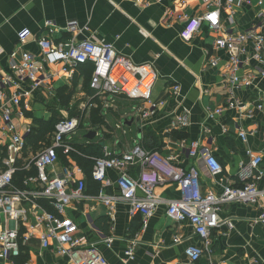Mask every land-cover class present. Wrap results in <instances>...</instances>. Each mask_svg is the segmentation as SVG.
Listing matches in <instances>:
<instances>
[{
  "label": "built area",
  "instance_id": "1",
  "mask_svg": "<svg viewBox=\"0 0 264 264\" xmlns=\"http://www.w3.org/2000/svg\"><path fill=\"white\" fill-rule=\"evenodd\" d=\"M133 1L150 4L152 0ZM202 2V14L180 16L182 28L179 35L183 41L192 42L206 28L215 37L212 46L207 48L206 62L219 69L221 86L227 94L225 105L207 110L208 116L215 118L228 108H246L247 103L237 96L238 91L253 87L258 77H264V8L258 13L257 24L237 29L236 9L251 6L254 0ZM46 26L48 34L38 38L42 58L21 47L8 53V72L0 66V264H17V257L29 254L28 245L33 238H38L43 248L51 247L55 242L57 253L68 256L70 264H110L67 214L73 201L86 197L87 182L83 169L72 163L63 164L57 172L54 168L61 161L60 153L68 157L71 153L81 154L72 135L81 127L85 113L62 117L54 131L35 147L29 141V136L35 132L34 120L27 114L33 111L29 98L36 93L53 94L57 76L73 77L80 64L91 62L90 86L94 93L89 107L101 104L113 108L109 97L122 95L135 102L134 117L147 119L166 104L165 100H152L159 73L153 63L132 62L113 43L77 41L73 37L55 40L52 36L56 26L51 21H47ZM66 29L72 34L80 31L76 22H69ZM31 35L29 29L21 31L18 35L20 45ZM215 51L226 53L228 58L223 60ZM6 53L0 45V61ZM55 66L57 70H53ZM171 89L178 94L181 86L174 84ZM251 104L263 108L260 98ZM189 124L187 114H176L168 130L182 129ZM239 136L246 142L248 132L241 128ZM180 147L190 158H201L212 176L223 173V164L201 139L182 138ZM104 152L105 156L94 158L92 176L101 183L97 196L108 208L110 222L115 220L117 203L126 201L130 215L141 216L145 229L157 208L166 204L168 215L177 223L189 222L195 236L203 242V245L190 244L185 248L191 263L210 252L212 232L223 224L220 214L225 205L257 203L264 195L258 185V180L264 177L261 168L264 155L251 150H248L249 163L241 166L238 173L242 184H224L220 193H204L197 167L186 169L179 166L171 156L158 150L149 151L135 144L120 154L108 149ZM133 165L141 168L138 177L130 173ZM110 169L119 172L115 182L108 176ZM167 182L178 184V197L167 199L156 193L157 186ZM113 185L117 190L108 192L107 187ZM255 223L264 224V210ZM226 224L233 227L230 221ZM113 240V236H108L105 242L111 246ZM138 241V237L133 238L126 249L127 261L134 258ZM181 241L180 236L174 239L176 244ZM20 264H30V258Z\"/></svg>",
  "mask_w": 264,
  "mask_h": 264
},
{
  "label": "crops",
  "instance_id": "2",
  "mask_svg": "<svg viewBox=\"0 0 264 264\" xmlns=\"http://www.w3.org/2000/svg\"><path fill=\"white\" fill-rule=\"evenodd\" d=\"M263 8L264 0H254L248 7L238 6L236 28L257 24L258 13ZM203 12L202 0H152L150 4H137L133 0H0V45L7 52L1 57L0 66L8 72V53L21 47L42 58L38 38L48 34L47 21L56 26L52 36L55 40L73 37L77 41L110 42L136 64L153 63L159 77L153 88L152 100H165L166 104L151 117L141 118L142 127L141 130L137 127L135 144L144 149H159L162 154L171 156L175 164L186 169L197 167L203 192L220 193L224 184H242L238 173L241 166L250 161L248 150L264 155V77H258L253 87L238 91L237 96L247 103L246 108H228L215 118L208 116V109L225 105L227 98L221 86L219 69L208 66L206 62L207 48L212 46L215 37L206 28L192 42L183 41L179 35L182 28L180 16H196ZM69 22H76L80 31L75 34L67 31ZM24 29L31 30L32 35L21 46L18 35ZM215 53L221 55L223 60L228 58L226 53ZM55 69L58 67H53ZM76 74L78 69L73 77L57 76L53 94L36 93L29 98L31 112H34L33 102L41 101L45 103L50 118L52 112L49 106L59 99V90L67 87L74 88L76 92L69 109H61L62 105L58 104L59 113L64 117L70 116V113H74L71 116H78L84 112V120L90 119L92 109L97 107H89L92 95L84 88V78L80 77L74 86ZM174 84L181 86L178 94L172 92ZM116 96L128 99L122 95L109 97L114 102L113 108L102 106V111L120 110ZM257 98L263 104L262 109L251 104ZM131 102L135 106V102ZM176 114H187L190 124L182 129L168 130ZM134 116L133 110L125 121ZM208 127L210 130L207 131ZM101 128L104 132L102 140H96V136L94 140L86 139L84 144L100 143L104 151L108 149L116 154L133 146L122 145V150L118 152L116 145L119 142H113L112 128ZM241 128L248 132L246 142L239 136ZM92 129L100 128L92 124L89 131ZM182 138L201 139L222 162L223 173L212 176L201 158H190L180 147ZM63 164L62 160L57 162L54 167L56 172L61 170ZM261 168L264 170V159ZM140 170L139 165H133L130 173L138 177ZM84 175L88 181L85 172ZM118 175V170H108L112 181L115 182ZM258 185L264 190V177L258 180ZM89 187L88 183L86 197L73 201L67 214L78 223L80 233L96 244L110 264H264V224L255 223L264 210V195L257 203L232 202L225 205L220 214L223 224L212 232L210 252L191 263L188 262L185 248L190 244L203 245V242L195 236L189 222L177 223L168 215L166 204L157 208L144 229L142 217H132L128 203L120 201L116 206L115 220L110 222L109 233L106 234L98 221L109 216L108 208ZM116 190L115 185L107 187L110 193ZM156 193L167 199L180 195L175 182L157 186ZM227 221L232 222L233 227L230 228ZM108 236L114 238L111 246L105 242ZM176 236L181 237V243L174 242ZM137 237L139 241L135 246L134 258L127 261L125 251L132 239ZM54 243L51 247L43 248L40 240L33 238L28 245L30 264H70L68 256L57 253Z\"/></svg>",
  "mask_w": 264,
  "mask_h": 264
},
{
  "label": "trees",
  "instance_id": "3",
  "mask_svg": "<svg viewBox=\"0 0 264 264\" xmlns=\"http://www.w3.org/2000/svg\"><path fill=\"white\" fill-rule=\"evenodd\" d=\"M92 74H93V64L91 62L80 64V66L78 67V74H76L75 76L74 86L77 85L80 77H82L84 78V88L86 89L87 93L89 95H93L94 91L91 89L90 86ZM75 92L76 91L74 88L68 89L67 87H64L63 89L59 90L57 95L59 99H55L49 106V109L52 112V115L49 119L43 117H37L35 116L34 112L31 111L27 113L28 116L34 120V124H35V132L33 133V135L31 134L29 136V141L35 147H37L39 141L46 139L48 133L54 131L56 123L62 118V115L59 113L58 104L60 103V105H62L61 109H69L70 102ZM102 108L103 107L101 104L97 108H93L91 111L90 120L95 127L101 128L106 126L107 128L111 129V127L109 126L108 122L105 119V116L103 115ZM72 115H74V113H72ZM153 140L155 141L154 137ZM75 145L81 154L71 153L69 155L70 157L69 158L67 155L65 156L62 153H60L59 154L60 158L64 162V164L67 163L76 164L83 169L88 179V181L86 180L87 187L89 183V186L92 189V193L96 195L100 191L101 183L93 178L92 171L95 164L94 158L105 156L103 145L100 143H94L91 145L75 143ZM146 150L159 151V149H146ZM98 225H100V228L104 231V233L108 234L110 227V217L109 216L102 217L98 221ZM27 257L28 255H21L17 257L16 263L20 264L25 259H27Z\"/></svg>",
  "mask_w": 264,
  "mask_h": 264
},
{
  "label": "rangeland",
  "instance_id": "4",
  "mask_svg": "<svg viewBox=\"0 0 264 264\" xmlns=\"http://www.w3.org/2000/svg\"><path fill=\"white\" fill-rule=\"evenodd\" d=\"M116 104L119 105L120 110L118 112H113L109 109H104L103 115L106 118V121L113 130L112 140L113 142H119V145H116V150L120 152L122 150V145L132 144L135 145L137 140V124L129 127L124 125L125 117L131 115V112L134 110V104L131 100L125 99L124 97L116 96ZM114 103V102H113ZM34 114L39 117L49 118L50 114L48 109L45 106V103L41 101L33 102ZM72 115V113L68 114ZM63 117V116H62ZM131 118V117H129ZM30 121L29 119H26ZM120 124L123 127H120ZM92 127L91 121L89 118L83 120L81 127L78 128L75 134L72 135L74 142L76 144H84L87 140L85 135L89 132V129ZM96 140L100 141L104 137L103 129L100 128Z\"/></svg>",
  "mask_w": 264,
  "mask_h": 264
},
{
  "label": "water",
  "instance_id": "5",
  "mask_svg": "<svg viewBox=\"0 0 264 264\" xmlns=\"http://www.w3.org/2000/svg\"><path fill=\"white\" fill-rule=\"evenodd\" d=\"M134 123H136L138 129L141 130L142 121H141L140 117H136V118L133 117V118H131V120H126L124 122V125L131 127ZM97 134H98V131L96 129H92L85 135V138L88 140H94L96 138Z\"/></svg>",
  "mask_w": 264,
  "mask_h": 264
}]
</instances>
